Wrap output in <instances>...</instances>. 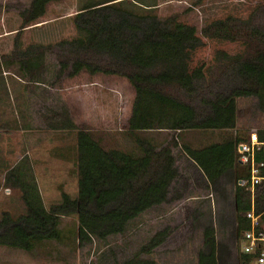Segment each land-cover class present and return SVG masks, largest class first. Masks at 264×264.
<instances>
[{
	"label": "trees",
	"instance_id": "obj_1",
	"mask_svg": "<svg viewBox=\"0 0 264 264\" xmlns=\"http://www.w3.org/2000/svg\"><path fill=\"white\" fill-rule=\"evenodd\" d=\"M60 1L30 0L20 13L14 52L0 59V68L17 64L26 80L37 84L47 81L51 44L40 41L24 45L22 37L29 29L41 32L43 28L37 24L44 21L48 6ZM259 1L264 4V0ZM159 5V0H102L84 4L73 16L77 34L70 43L75 48L108 54L119 61L116 69L105 73L124 76L134 87L128 130L131 133L235 130L239 97H257L259 108L264 111V27L254 24L251 14L239 12L206 20L199 32L178 16L160 17L155 13ZM219 57L226 61L227 67L236 70L241 86L230 96L217 94L210 102L212 114L201 120L192 105L178 99L167 87L190 89L195 81L209 75ZM54 60L58 81L76 77L82 71L101 72L80 58L63 59L56 54ZM46 116L53 129L77 131L76 186L69 192L63 184H56L60 191L56 198L42 197L35 176L29 181L18 165L8 170L5 183L20 189L26 214L17 222L9 215L2 220L0 247L33 252L35 245L60 242L63 217L77 223L81 244L107 243L113 237L124 236L136 220H146L151 211L168 203L172 187L180 178L183 187L198 189L204 182V188L213 189L225 176H232L235 181L248 174L237 159V145L246 140L239 130L222 143L201 148L183 144L184 170L177 164L175 143L158 148L143 145L139 155L105 150L88 130L79 128L66 108L50 110ZM257 133L264 141V129ZM258 159L264 160V148ZM261 174L264 177V167ZM255 197L264 225V179L256 187ZM251 200L250 192L235 186L234 202L241 233L249 228L246 213L251 210ZM173 231L166 227L151 234L131 258L123 261L115 258L114 264H156L142 256L153 254L170 239ZM204 245L206 250L199 253L198 264H220L212 226L204 230Z\"/></svg>",
	"mask_w": 264,
	"mask_h": 264
},
{
	"label": "rangeland",
	"instance_id": "obj_2",
	"mask_svg": "<svg viewBox=\"0 0 264 264\" xmlns=\"http://www.w3.org/2000/svg\"><path fill=\"white\" fill-rule=\"evenodd\" d=\"M100 1L62 0L53 3L47 8L44 21L37 24L43 28L41 32L33 29L25 31L22 37L24 45L42 41L52 46L45 83L26 80L17 64L0 68V223L6 215L17 222L26 214L20 189L8 187L5 183L6 173L16 165L22 168L29 181L35 176L42 197L56 198L60 194L56 184H63L69 192L76 186L77 131L51 128L46 116L50 110L66 108L79 128L88 130L105 150L116 149L139 155L142 142L146 140L158 144L175 143L176 161L184 170L186 156L181 149L183 144L199 148L203 143L210 142H204L205 138L218 141L222 132L228 133L199 129L180 133L165 130L131 133L128 130L135 99L134 87L124 76L105 73L106 70L116 69L119 61L108 54L75 48L70 43L77 34L73 16L84 4ZM197 2L159 0L155 13L163 18L178 16L179 20L196 26L199 32L206 20L226 13L251 14L254 24L264 27V4L259 0ZM29 3L30 0H0V59L13 54L16 29L21 24L20 13ZM56 54L63 59L89 61L101 72L90 74L82 71L76 77H63L58 81L55 78L58 70L54 60ZM224 62L219 57L209 75L195 81L190 89L171 86L167 90L192 105L202 120L212 114L210 102L217 94L230 96L241 86L236 70L227 67ZM236 108L237 128L243 138L247 139L264 129V111L259 108L257 97L237 98ZM196 140L200 141V145L195 144ZM180 180L172 187L168 203L151 211L146 220H136L122 237H113L107 243L94 241L81 244L77 223L63 217L62 241L35 245L33 252L0 247V264H114L115 258L118 261L131 258L151 234L166 227L174 230L170 239L153 254L143 255L142 258L152 259L156 264H198L199 253L206 250L204 230L210 226L216 232L220 264H239V249L243 240L234 202L236 180L225 176L213 189L204 188V182L198 189L183 187Z\"/></svg>",
	"mask_w": 264,
	"mask_h": 264
},
{
	"label": "built area",
	"instance_id": "obj_3",
	"mask_svg": "<svg viewBox=\"0 0 264 264\" xmlns=\"http://www.w3.org/2000/svg\"><path fill=\"white\" fill-rule=\"evenodd\" d=\"M264 148V141L259 139L258 133L251 134L246 140L241 141L236 148L239 164L248 172L247 176L239 177L236 186L251 194V210L246 213L249 228L241 236L243 245L239 249V263L264 264V225L261 220L262 212L256 206V187L264 177L261 174L264 160L258 156Z\"/></svg>",
	"mask_w": 264,
	"mask_h": 264
},
{
	"label": "crops",
	"instance_id": "obj_4",
	"mask_svg": "<svg viewBox=\"0 0 264 264\" xmlns=\"http://www.w3.org/2000/svg\"><path fill=\"white\" fill-rule=\"evenodd\" d=\"M236 130H238V128H236L235 130H234V129L222 130V131H228V133H226V132H222V134L219 135L218 141H217V140H216V141H211L210 138H205L204 142H205V141H210V142H208V143H203V146H198V147L201 148V147L207 146V144L209 145V144H211V143H222V142H224V141H226V140H228V139H231V138L234 137ZM147 132H148V131H147ZM149 132H150V131H149ZM155 132H161V131H155ZM172 133H174V132H172ZM189 141H190V140H189ZM191 141H192V140H191ZM196 141H198V142H196L195 144L200 145V141H199V140H196ZM147 144H149V146H153V147H156V148H158V147L164 145V144L154 143V141H152V140H150V139H149V140H146L145 142H142V145H146V146H148ZM187 145L191 146V144H187Z\"/></svg>",
	"mask_w": 264,
	"mask_h": 264
}]
</instances>
